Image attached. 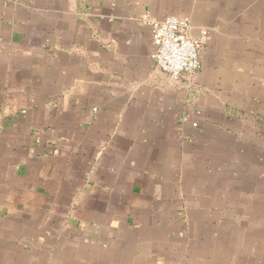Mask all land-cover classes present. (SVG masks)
Here are the masks:
<instances>
[{"label":"crops","instance_id":"1","mask_svg":"<svg viewBox=\"0 0 264 264\" xmlns=\"http://www.w3.org/2000/svg\"><path fill=\"white\" fill-rule=\"evenodd\" d=\"M0 264H264V0H0Z\"/></svg>","mask_w":264,"mask_h":264},{"label":"built area","instance_id":"2","mask_svg":"<svg viewBox=\"0 0 264 264\" xmlns=\"http://www.w3.org/2000/svg\"><path fill=\"white\" fill-rule=\"evenodd\" d=\"M141 21L151 29L156 47L153 57L172 79L184 75L192 77L200 70V51L209 40L206 28H200L195 34L190 18L182 15H170L164 19L144 15Z\"/></svg>","mask_w":264,"mask_h":264},{"label":"rangeland","instance_id":"3","mask_svg":"<svg viewBox=\"0 0 264 264\" xmlns=\"http://www.w3.org/2000/svg\"><path fill=\"white\" fill-rule=\"evenodd\" d=\"M262 234H263V233H262ZM262 234H261V235H262Z\"/></svg>","mask_w":264,"mask_h":264}]
</instances>
